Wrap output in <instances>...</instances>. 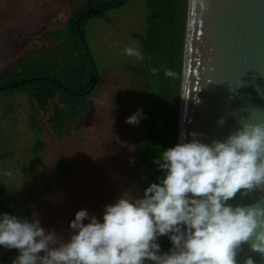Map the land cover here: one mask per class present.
Masks as SVG:
<instances>
[{
	"label": "rangeland",
	"instance_id": "374dc122",
	"mask_svg": "<svg viewBox=\"0 0 264 264\" xmlns=\"http://www.w3.org/2000/svg\"><path fill=\"white\" fill-rule=\"evenodd\" d=\"M77 6L65 0H0V76L19 69L23 60L36 63L37 53L60 49L51 34L65 27ZM146 16L144 3L131 0L90 20L84 35L100 73L98 87L88 98L92 111L79 126L58 136L48 124L49 113L35 106L46 143L40 160L34 155V106L22 94L0 96V177L5 190L0 213L38 218L47 231L67 240L77 211L86 209L102 220L105 206L121 195L143 196L144 170L137 164L141 121L126 123L140 107L143 88L127 68L136 59L123 50L141 51ZM68 41L75 51L76 43ZM45 70L39 73L63 81L60 71ZM17 255L8 256L9 264Z\"/></svg>",
	"mask_w": 264,
	"mask_h": 264
},
{
	"label": "clouds",
	"instance_id": "9594fccd",
	"mask_svg": "<svg viewBox=\"0 0 264 264\" xmlns=\"http://www.w3.org/2000/svg\"><path fill=\"white\" fill-rule=\"evenodd\" d=\"M123 51L138 62L146 59L138 48ZM144 118L139 108L126 123ZM195 135L154 161L164 175L142 197L121 195L105 206L102 220L77 211L67 240L38 218L0 213V247L18 250L12 264H238L246 243L264 256V205L228 203L241 190L264 189V123H245L211 144ZM162 236L172 244L166 252ZM244 264L256 261L249 256Z\"/></svg>",
	"mask_w": 264,
	"mask_h": 264
},
{
	"label": "trees",
	"instance_id": "16d2710c",
	"mask_svg": "<svg viewBox=\"0 0 264 264\" xmlns=\"http://www.w3.org/2000/svg\"><path fill=\"white\" fill-rule=\"evenodd\" d=\"M65 1L78 3V6L65 27L51 34L61 48L53 52L37 53L39 60L36 63L23 60L19 69L0 76V96L22 94L34 106L31 127L37 137L34 155L39 160L46 143L41 140L43 129L36 114L37 107L44 113H49L48 124L58 134L72 128L75 121L88 109L86 99L94 92L95 89L92 93L89 91L100 75L85 39L84 29L97 14L122 7L131 0ZM141 1L147 10V30L141 44V52L146 59L130 64L127 68L143 88L139 108H143L145 118L141 120V153L137 164L144 170L145 182L141 186L144 193L151 183H158L164 175L154 161L164 150L178 144L189 0ZM64 33L74 45L76 43L75 51L68 45V37L63 38ZM45 68V72L50 70L55 74L58 71L60 75L63 73V81L54 75L40 74ZM166 70H171L173 75L165 76ZM4 196L5 190L0 177V204ZM158 242L164 252L172 247L167 236L160 237ZM17 252L16 249L0 247V264H9L8 256Z\"/></svg>",
	"mask_w": 264,
	"mask_h": 264
},
{
	"label": "water",
	"instance_id": "95a60500",
	"mask_svg": "<svg viewBox=\"0 0 264 264\" xmlns=\"http://www.w3.org/2000/svg\"><path fill=\"white\" fill-rule=\"evenodd\" d=\"M245 123H264V0H189L178 143L223 141ZM243 192L228 203L264 205V189ZM249 256L264 264L249 243L238 264Z\"/></svg>",
	"mask_w": 264,
	"mask_h": 264
},
{
	"label": "flooded vegetation",
	"instance_id": "af4514ba",
	"mask_svg": "<svg viewBox=\"0 0 264 264\" xmlns=\"http://www.w3.org/2000/svg\"><path fill=\"white\" fill-rule=\"evenodd\" d=\"M97 87H98V80H97V83H96V84L94 85V87L92 88V90L89 91V92L92 93L94 89H95V90H94V92H95L96 89H97ZM92 94H93V93H92ZM92 94H91V95H92ZM91 95H90V96H91ZM90 96H88L87 99H86V101L88 102V109L84 112V114H83V115H82L77 121H75V123L73 124L74 126H75L76 124L79 126L80 123L84 122L83 119H86V118L88 117V115H90L89 113H90V111H92V104H91V102L88 101V98H89ZM48 118H49V117H48ZM52 130H53V129H52ZM52 130H51V131H52ZM51 131H50V132H51ZM53 131L56 132V133H55L56 135H58V136H59V135L62 136V132H63V130H62V132H61L60 134H58L57 131H55V130H53Z\"/></svg>",
	"mask_w": 264,
	"mask_h": 264
}]
</instances>
